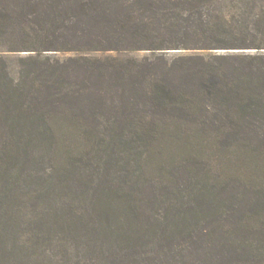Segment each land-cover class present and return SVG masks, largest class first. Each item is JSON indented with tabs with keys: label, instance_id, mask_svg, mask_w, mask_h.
Returning <instances> with one entry per match:
<instances>
[{
	"label": "trees",
	"instance_id": "1",
	"mask_svg": "<svg viewBox=\"0 0 264 264\" xmlns=\"http://www.w3.org/2000/svg\"><path fill=\"white\" fill-rule=\"evenodd\" d=\"M2 37L0 264H264V0H0Z\"/></svg>",
	"mask_w": 264,
	"mask_h": 264
},
{
	"label": "rangeland",
	"instance_id": "2",
	"mask_svg": "<svg viewBox=\"0 0 264 264\" xmlns=\"http://www.w3.org/2000/svg\"><path fill=\"white\" fill-rule=\"evenodd\" d=\"M12 47H13V43L9 37H7V38L2 37L1 38V40H0V56H6L4 61L7 64H14L15 65V64L19 63L18 60L20 58L25 57L29 53H31V51H16ZM19 47H22V45H19ZM215 51H218V53H220V52H225L226 49H219V50H215ZM230 51H238V50H230ZM49 53H58L59 55H66V54H63L61 52H55V51H50ZM168 54L170 55V57H175V56H180L183 54H190V52L187 50H171V51H169ZM130 55L142 58L146 55H152V53H150L147 50H143V51H138V52H132V53H130ZM1 63H3V62H1Z\"/></svg>",
	"mask_w": 264,
	"mask_h": 264
}]
</instances>
